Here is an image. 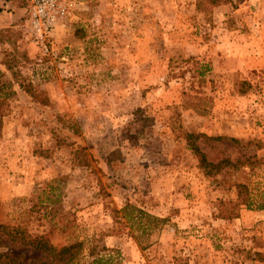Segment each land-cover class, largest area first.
<instances>
[{"label":"rangeland","instance_id":"obj_1","mask_svg":"<svg viewBox=\"0 0 264 264\" xmlns=\"http://www.w3.org/2000/svg\"><path fill=\"white\" fill-rule=\"evenodd\" d=\"M8 1L0 223L68 264H264V0H61L42 37Z\"/></svg>","mask_w":264,"mask_h":264},{"label":"trees","instance_id":"obj_2","mask_svg":"<svg viewBox=\"0 0 264 264\" xmlns=\"http://www.w3.org/2000/svg\"><path fill=\"white\" fill-rule=\"evenodd\" d=\"M0 70V125L8 107L7 98L10 91H6L9 83L2 80ZM20 87H22L20 85ZM26 91V90H25ZM27 92V91H26ZM188 138L194 137L192 134ZM190 150L198 157L200 164H207L204 154L194 142L189 143ZM0 246L10 249L24 250L27 253L35 252L36 257H22V252L12 253L5 249L0 250V264H68L75 258L81 248L80 242H74L60 247L54 246L45 234H33L26 227L0 223ZM91 264H113L109 257L94 258Z\"/></svg>","mask_w":264,"mask_h":264},{"label":"built area","instance_id":"obj_3","mask_svg":"<svg viewBox=\"0 0 264 264\" xmlns=\"http://www.w3.org/2000/svg\"><path fill=\"white\" fill-rule=\"evenodd\" d=\"M28 8L31 26L39 31L40 37L53 27L58 16L64 12L61 0H30Z\"/></svg>","mask_w":264,"mask_h":264},{"label":"crops","instance_id":"obj_4","mask_svg":"<svg viewBox=\"0 0 264 264\" xmlns=\"http://www.w3.org/2000/svg\"><path fill=\"white\" fill-rule=\"evenodd\" d=\"M1 8H9L10 11H5L6 15L3 14L4 10L0 11V28L13 25L20 15L21 8L14 6L11 1L0 0V9Z\"/></svg>","mask_w":264,"mask_h":264}]
</instances>
